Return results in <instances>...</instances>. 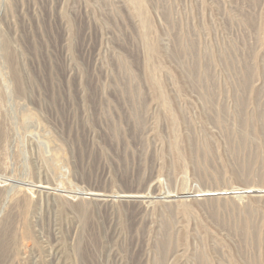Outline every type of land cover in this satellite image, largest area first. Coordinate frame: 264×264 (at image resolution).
I'll use <instances>...</instances> for the list:
<instances>
[{
    "label": "rangeland",
    "instance_id": "rangeland-1",
    "mask_svg": "<svg viewBox=\"0 0 264 264\" xmlns=\"http://www.w3.org/2000/svg\"><path fill=\"white\" fill-rule=\"evenodd\" d=\"M0 264H264V0H0Z\"/></svg>",
    "mask_w": 264,
    "mask_h": 264
},
{
    "label": "bare ground",
    "instance_id": "bare-ground-1",
    "mask_svg": "<svg viewBox=\"0 0 264 264\" xmlns=\"http://www.w3.org/2000/svg\"><path fill=\"white\" fill-rule=\"evenodd\" d=\"M56 248V247H55Z\"/></svg>",
    "mask_w": 264,
    "mask_h": 264
}]
</instances>
